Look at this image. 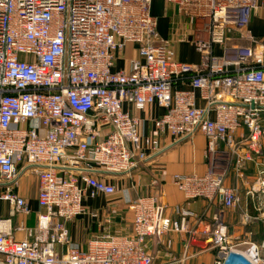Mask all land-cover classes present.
I'll use <instances>...</instances> for the list:
<instances>
[{
  "label": "built area",
  "instance_id": "2783aa9c",
  "mask_svg": "<svg viewBox=\"0 0 264 264\" xmlns=\"http://www.w3.org/2000/svg\"><path fill=\"white\" fill-rule=\"evenodd\" d=\"M152 1L0 0V203L9 204L0 215V264H153L148 237L189 232L155 196L128 202L132 238L105 235L80 249L65 223L85 212L86 198L112 195L109 177L161 152L166 135L205 138V171L173 175L186 200L239 208L237 184L252 163L245 195L256 215L245 208L242 218H264V35L248 30L257 0H161L173 9L168 39L157 34ZM232 34L250 44H231ZM174 41L191 44L199 62L172 58ZM129 44L136 55L115 70ZM152 105L162 113L143 136L130 108ZM28 173L42 211L31 228L21 220L18 240L10 217L30 208L14 188ZM213 218L212 264H264V238L233 243Z\"/></svg>",
  "mask_w": 264,
  "mask_h": 264
},
{
  "label": "crops",
  "instance_id": "0c3cea01",
  "mask_svg": "<svg viewBox=\"0 0 264 264\" xmlns=\"http://www.w3.org/2000/svg\"><path fill=\"white\" fill-rule=\"evenodd\" d=\"M151 13L157 19L159 38H171L170 22L173 9L161 0H153ZM248 30L257 39L264 35V0H257V9L251 13ZM229 42L243 46L250 44L237 34H232ZM134 48V45H127L115 63V70L128 69L127 60L136 55ZM168 52L178 61L195 64L200 60L195 48L186 42H171ZM180 87L189 88L188 84ZM130 112L140 119V132L146 136L153 133L152 119L160 116L162 110L152 105L146 106L143 111L130 108ZM242 132L246 131H239L238 134ZM160 142L163 148L161 152L139 162L126 174L109 177L115 186L112 195H99L84 200L85 212L65 223L72 244L85 249L90 240L105 235L132 238L134 236L132 218L127 211V204L143 196H155L157 200L165 203V214L177 220L184 218L189 230V232H169L160 237H148L145 242L146 251L151 255L153 264H212L216 257V251L210 241L214 213H218L219 219L227 226L231 242L248 239L259 244L264 238V218H252L250 221H243L242 218V211L245 208H248L252 215H256L245 195L247 182L253 180L255 166L249 163L244 172L243 183L237 184L241 195L239 208L221 212L218 200L208 202L197 198L188 201L173 184L174 174H202L205 171V138L202 133L196 132L191 138L180 141H173L166 135L161 137ZM236 183L237 180L231 175L228 184L234 186ZM14 191L26 199L30 208V213L27 215L16 214L10 217L13 234L19 240L25 237L24 232L16 230L21 220H24L26 227L31 228L36 223L38 213L42 211L37 202L36 177L31 173L21 175ZM176 208L180 209L179 212L175 211ZM8 214L9 204L2 201L0 215L8 216ZM262 255L264 257V252Z\"/></svg>",
  "mask_w": 264,
  "mask_h": 264
}]
</instances>
